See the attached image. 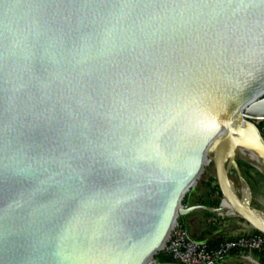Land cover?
Wrapping results in <instances>:
<instances>
[{
  "label": "water",
  "instance_id": "95a60500",
  "mask_svg": "<svg viewBox=\"0 0 264 264\" xmlns=\"http://www.w3.org/2000/svg\"><path fill=\"white\" fill-rule=\"evenodd\" d=\"M255 119L264 0H0V264H157L224 199L264 236L236 162L264 177ZM205 161L219 207L182 206Z\"/></svg>",
  "mask_w": 264,
  "mask_h": 264
},
{
  "label": "rangeland",
  "instance_id": "374dc122",
  "mask_svg": "<svg viewBox=\"0 0 264 264\" xmlns=\"http://www.w3.org/2000/svg\"><path fill=\"white\" fill-rule=\"evenodd\" d=\"M252 121V120H250ZM253 125L261 122L260 120L252 121ZM236 161H240L243 165L241 171L248 175L246 183L251 191V207L258 211H264V177L260 173L257 164L251 161L247 157H243L240 153L236 155ZM229 178L234 184L238 194L242 192V185L238 180L236 173L230 170ZM216 182L215 169L212 163L208 166H204V170L200 175L195 187L188 193V201L190 204L196 202L198 199H204ZM183 202V201H182ZM188 203V204H189ZM187 203H182V206ZM203 211H195L192 214L193 217H197L196 225L201 232L202 239L221 238L223 241L230 239H237L243 236L251 235L254 230L244 219L236 215H228L226 212H219L220 216L214 215L215 219H206ZM187 217V216H186ZM185 217V218H186ZM194 219V218H193ZM178 224L182 225V222L178 220ZM194 225V224H193ZM164 255L161 250L153 256V261L157 255ZM157 263V262H156ZM264 264V259L250 254H242L231 256L221 261V264Z\"/></svg>",
  "mask_w": 264,
  "mask_h": 264
},
{
  "label": "built area",
  "instance_id": "2783aa9c",
  "mask_svg": "<svg viewBox=\"0 0 264 264\" xmlns=\"http://www.w3.org/2000/svg\"><path fill=\"white\" fill-rule=\"evenodd\" d=\"M161 252L173 264L218 263L240 254L256 255L264 259V236L251 234L224 241L210 249L207 242L192 239L183 226L176 223L170 230Z\"/></svg>",
  "mask_w": 264,
  "mask_h": 264
},
{
  "label": "trees",
  "instance_id": "16d2710c",
  "mask_svg": "<svg viewBox=\"0 0 264 264\" xmlns=\"http://www.w3.org/2000/svg\"><path fill=\"white\" fill-rule=\"evenodd\" d=\"M250 123H253V122L250 121ZM255 127L259 131V134H260L262 140L264 141V121L258 122L257 124H255ZM236 162H237L239 170L241 171V167H242L243 164L240 161H236ZM241 174H242L243 178L246 181V179L248 178V175L243 173L242 171H241ZM221 200H222V195L220 193L218 185L215 184L211 189H209V191L205 195L204 199H198L196 202L191 203V206H201V207H205V208H208V209H217L219 207V205H220ZM188 201H190V200L188 199V194H187L184 197L183 202L184 203H189ZM204 216H205L206 219H213V220L215 219V216L210 214V213H204ZM253 234L261 235L257 231H254ZM230 240H234V239H230ZM226 241H229V240H226ZM206 242L208 244V247L210 249H213L218 244H220V243H222L224 241L221 238H216V237L214 238L212 236V238L206 239ZM235 254H237V253H234V255ZM155 260H156L157 264H173L172 261L169 258H167L165 255H161V254L157 255ZM217 264H221V262H218Z\"/></svg>",
  "mask_w": 264,
  "mask_h": 264
},
{
  "label": "bare ground",
  "instance_id": "6f19581e",
  "mask_svg": "<svg viewBox=\"0 0 264 264\" xmlns=\"http://www.w3.org/2000/svg\"><path fill=\"white\" fill-rule=\"evenodd\" d=\"M252 121H257L256 119L255 120H252ZM250 122V121H249ZM238 153H240L243 157H247V158H249L251 161H253V162H255L256 164H257V166H258V168H259V159H258V157L256 156V154H254L252 151H248V150H243V149H240L239 151H238ZM210 163L208 162V161H205V164H204V166L206 167V166H208ZM228 181H231L230 180V178H229V176H228ZM232 182V181H231ZM224 186V190H225V192L227 193V190H226V185L224 184L223 185ZM242 192L240 193V195L238 194V191L236 190V188H235V186H234V184H233V193H234V195H235V197L237 198V200H241V197H242V195H245V189L244 188H242V190H241ZM222 211L221 212H226L228 215H235V209H234V204H233V202L230 200V199H224L223 200V203H222ZM245 221V220H244ZM250 225V224H249ZM251 226V225H250ZM252 227V226H251ZM252 228H254V227H252ZM166 240H167V238H166ZM166 240H165V242H166ZM165 242H164V244H165ZM163 244V245H164ZM163 245L160 247V249H162L163 248ZM256 264V263H255Z\"/></svg>",
  "mask_w": 264,
  "mask_h": 264
},
{
  "label": "crops",
  "instance_id": "0c3cea01",
  "mask_svg": "<svg viewBox=\"0 0 264 264\" xmlns=\"http://www.w3.org/2000/svg\"><path fill=\"white\" fill-rule=\"evenodd\" d=\"M189 206H191L190 203H189ZM196 220H197V217H193L192 214H190L185 218V225L182 224V226L188 232V234L191 238H193L195 240L206 242V239L200 238L201 232L198 230V227L196 225V222H197ZM240 255H242V254H240ZM251 256L254 257V255H251Z\"/></svg>",
  "mask_w": 264,
  "mask_h": 264
}]
</instances>
